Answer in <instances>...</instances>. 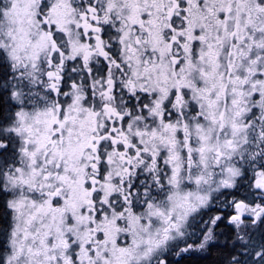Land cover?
Listing matches in <instances>:
<instances>
[{
	"label": "snow or ice",
	"instance_id": "1",
	"mask_svg": "<svg viewBox=\"0 0 264 264\" xmlns=\"http://www.w3.org/2000/svg\"><path fill=\"white\" fill-rule=\"evenodd\" d=\"M0 264H264V0H0Z\"/></svg>",
	"mask_w": 264,
	"mask_h": 264
}]
</instances>
